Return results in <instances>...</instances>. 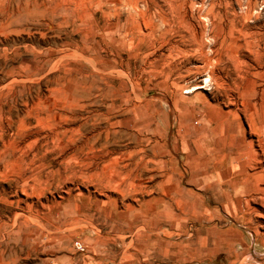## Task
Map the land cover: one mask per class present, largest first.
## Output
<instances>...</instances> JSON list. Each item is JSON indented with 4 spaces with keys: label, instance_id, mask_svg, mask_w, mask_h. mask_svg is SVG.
Returning <instances> with one entry per match:
<instances>
[{
    "label": "rangeland",
    "instance_id": "obj_1",
    "mask_svg": "<svg viewBox=\"0 0 264 264\" xmlns=\"http://www.w3.org/2000/svg\"><path fill=\"white\" fill-rule=\"evenodd\" d=\"M263 148L264 0H0V264L160 186L175 264H264Z\"/></svg>",
    "mask_w": 264,
    "mask_h": 264
},
{
    "label": "crops",
    "instance_id": "obj_2",
    "mask_svg": "<svg viewBox=\"0 0 264 264\" xmlns=\"http://www.w3.org/2000/svg\"><path fill=\"white\" fill-rule=\"evenodd\" d=\"M35 64L45 65L46 62L35 61L22 65ZM52 65H55V62ZM167 180H163V183ZM164 187L160 186L156 195L137 204L134 214L124 217L129 221L121 220L116 225H112L102 218L101 212L94 211L91 212L92 214L88 212L87 221L91 226L88 227L91 234L88 238L92 241H86L87 247L83 242L87 239L86 236L80 235L79 238L83 241L76 239L85 245L88 254H77L71 247L70 238L80 232V228H76L77 230H71V233L64 236L60 251L53 255L47 254L42 264H175L174 247L170 239L173 235L175 199L168 186L166 189ZM78 210V206L72 209L79 214ZM67 213L65 210L62 214L67 216ZM143 213L154 214L152 217L155 221L141 220L139 222V219L143 218ZM84 220L80 216L66 217L62 226H66L69 221L67 226L71 223L73 227L80 225ZM159 237L162 240L161 243H158L157 238Z\"/></svg>",
    "mask_w": 264,
    "mask_h": 264
},
{
    "label": "bare ground",
    "instance_id": "obj_3",
    "mask_svg": "<svg viewBox=\"0 0 264 264\" xmlns=\"http://www.w3.org/2000/svg\"><path fill=\"white\" fill-rule=\"evenodd\" d=\"M9 28V27H8ZM202 41V40H201ZM196 44H198V43H196ZM240 44V43H239ZM238 45V44H237ZM241 45V44H240ZM244 45V44H243ZM245 46L248 48L247 50L248 51H250V47H249V45H248V43H245ZM252 46H253V48L255 49V44L252 42ZM200 47H202V46H200ZM205 47H206V45H205ZM201 49V48H200ZM203 49V48H202ZM200 51V50H199ZM201 52H203V51H200V53ZM215 53V52H214ZM255 55L258 57V59H256L257 61L258 60H260L259 59V57L261 56V53L258 51V50H255ZM36 56V55H35ZM202 56H203V58L207 61V62H209L210 61V59L208 58V55H206V54H204V53H202ZM232 58H235L234 59V63H235V65H238L239 67H243V65H247L246 63H244L243 61H241L239 58H238V55L237 54H233V56H231L230 57V61L232 62ZM215 61L216 62H218L219 61V58H215ZM238 67V68H239ZM237 68V69H238ZM236 69V70H237ZM240 69V71L242 72L243 71V69L241 70V68H239ZM240 72V73H241ZM239 74V73H238ZM248 74V70H245V71H243L242 73H241V76H240V78H243V75H247ZM240 75V74H239ZM203 87L202 86H198V87H196L195 89H202ZM253 126H254V124H252L251 126H250V130H253ZM57 132L55 131V132H52V135H53V137L55 136H57ZM53 140V139H52ZM58 140V139H57ZM61 141V140H60ZM68 143H71V142H73V140H72V137L70 136V137H68L67 138V140H66ZM52 142V141H51ZM60 143V142H59ZM263 143V142H262ZM231 145V144H230ZM250 146H252V142L249 144ZM5 147H6V145H3V148L5 149ZM236 148V147H235ZM234 150V149H233ZM241 154V153H240ZM263 155H264V148H263ZM214 164H215V167H218L219 165H220V162H219V160H215L214 159ZM260 169V168H259ZM236 170V169H235ZM264 170V169H263ZM234 171V170H233ZM261 172V171H260ZM263 172V171H262ZM256 172L253 174V175H255L256 176ZM261 174V173H260ZM258 175V174H257ZM216 176H217V174H213L212 175V177L215 179L216 178ZM219 176V175H218ZM261 176V175H260ZM220 179V178H219ZM218 183V182H217ZM220 183V182H219ZM218 183V184H219ZM221 184H222V182H221ZM240 190H243V189H240ZM240 190H238V191H236V192H239Z\"/></svg>",
    "mask_w": 264,
    "mask_h": 264
},
{
    "label": "built area",
    "instance_id": "obj_4",
    "mask_svg": "<svg viewBox=\"0 0 264 264\" xmlns=\"http://www.w3.org/2000/svg\"><path fill=\"white\" fill-rule=\"evenodd\" d=\"M74 249L77 252H84V246L80 242H75L74 243Z\"/></svg>",
    "mask_w": 264,
    "mask_h": 264
}]
</instances>
